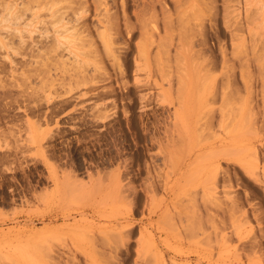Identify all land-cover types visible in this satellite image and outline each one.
Here are the masks:
<instances>
[{
	"label": "rangeland",
	"instance_id": "obj_1",
	"mask_svg": "<svg viewBox=\"0 0 264 264\" xmlns=\"http://www.w3.org/2000/svg\"><path fill=\"white\" fill-rule=\"evenodd\" d=\"M32 263L264 264V0H0V264Z\"/></svg>",
	"mask_w": 264,
	"mask_h": 264
},
{
	"label": "bare ground",
	"instance_id": "obj_2",
	"mask_svg": "<svg viewBox=\"0 0 264 264\" xmlns=\"http://www.w3.org/2000/svg\"><path fill=\"white\" fill-rule=\"evenodd\" d=\"M50 5H51V4H50ZM26 10H27V7H26ZM8 13H9V12H8ZM13 13H14V12H13ZM20 16H21V15H20ZM16 17H17V16H16ZM8 18H9V17H8ZM11 18H12V17H11ZM63 19H64V17H62V16H61L60 18L56 19V20H55V21H56V25H57V24L59 25V23L62 22ZM5 20H6V19H5ZM17 20H18V17H17ZM8 21H9V20H8ZM53 22H54V21H53ZM10 23H13V20H12V22H10ZM14 24H15V23H14ZM28 24H29V23H28ZM26 25H27V24H26ZM56 25H55V26H56ZM62 27H63V28H59L58 30L55 28V31H56L59 35L63 34V30L66 29L64 25H63ZM69 30H70V29H69ZM20 31H21V30H20ZM25 31H26V30H25ZM27 31H28V30H27ZM60 31H61V33H59ZM66 31H68V30H65L64 33H66ZM71 31H72V30H71ZM21 32H22V31H21ZM68 32H69V31H68ZM57 33H56V34H57ZM69 33H70V32H69ZM20 34H21V33H20ZM58 34H57V36L61 38L62 36H59ZM67 34H68V33H67ZM70 34H71V33H70ZM71 35H72V34H71ZM54 37H55V36H54ZM71 37H74V36H71ZM75 37H77V36H75ZM64 38H65L66 40H68L69 37H68V38L64 37ZM64 38H63V39H64ZM74 39H75V38H74ZM56 40H57V39H56ZM57 41H58V40H57ZM68 41H69V40H68ZM70 41L73 42V40H70ZM61 42H62V41H61ZM61 42L58 41V44H60ZM53 43H54V42H53ZM67 43H69V42H67ZM73 43H74V42H73ZM73 43H72V45H73ZM55 44H56V43H55ZM55 44H54V45H55ZM62 44H63V43H62ZM62 44H61V45H62ZM56 45H57V44H56ZM61 45H60V46H61ZM74 45H75V44H74ZM63 46H64V45H63ZM75 46H76V45H75ZM58 47H59V45H58ZM64 47H66V45H65ZM70 47H71V46H70ZM79 47H80V46H79ZM55 48H56V46H55ZM59 48H60V47H59ZM66 48H67V47H66ZM75 48H76V47H75ZM62 50H63V49H62ZM72 50H73V49H72ZM75 50H77V49H75ZM80 51H81V50H80ZM77 52H79V51H77ZM73 55H74V54H73ZM74 56H75V55H74ZM233 129H234V128H233ZM237 129H238V128H237ZM232 131H234V130H232ZM227 133H228V132H227ZM185 186H186V184H185ZM175 204H176V203H175ZM177 215H178V214H177ZM169 227H170V226H169ZM170 230H171V229H170ZM28 248H29V247H28ZM29 249H30V248H29ZM23 250H24V249H23ZM30 251H31V249H30ZM24 253H25V252H24ZM24 253H23V254H24ZM26 253H29V252H26ZM21 255H22V254H21ZM26 255H27V254H26ZM29 255H30V254H29ZM31 255H32V254H31ZM27 256H28V255H27ZM26 258H27V257H26ZM29 259H30V256L28 257L27 260H29ZM33 259H34V258H33ZM33 259H32V260H33ZM35 259H36V258H35ZM32 260H30V261H32ZM37 261H38V260H37ZM34 262H35V261H34ZM32 264H34V263H32Z\"/></svg>",
	"mask_w": 264,
	"mask_h": 264
}]
</instances>
